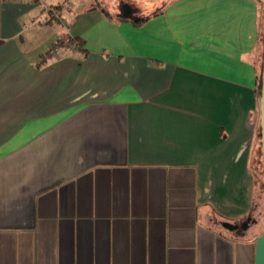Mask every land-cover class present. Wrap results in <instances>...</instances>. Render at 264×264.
<instances>
[{
	"label": "crops",
	"instance_id": "1",
	"mask_svg": "<svg viewBox=\"0 0 264 264\" xmlns=\"http://www.w3.org/2000/svg\"><path fill=\"white\" fill-rule=\"evenodd\" d=\"M42 1L0 0V264H255L258 0L98 5L81 48Z\"/></svg>",
	"mask_w": 264,
	"mask_h": 264
},
{
	"label": "rangeland",
	"instance_id": "2",
	"mask_svg": "<svg viewBox=\"0 0 264 264\" xmlns=\"http://www.w3.org/2000/svg\"><path fill=\"white\" fill-rule=\"evenodd\" d=\"M55 3L52 4L53 13L57 16L59 13L60 19L53 17L52 13L45 16L41 22L36 25V29L39 27H44V33H48L46 39L51 38V36H61L65 35L69 37V42L73 33V28L77 19L82 16L83 13L87 12L89 8L100 5L102 8L107 9L108 12L113 14L115 12L114 4L116 5L118 12L122 13L123 10L132 9V15L138 14L140 12V5L136 6V0H43L42 2ZM146 1V0H143ZM150 1V2H149ZM60 3V4H59ZM109 3V5H108ZM145 3L151 4V0H147ZM61 5V6H60ZM63 5V6H62ZM44 6V5H43ZM60 6V7H59ZM152 10L148 11L151 12ZM264 15V7L262 10V17ZM262 56L260 58V61ZM262 159L260 158L259 151L257 153V158L255 159L256 169V212L254 216L257 218V223L254 224L250 230L264 231V190L262 189L261 183L264 181V172L262 168Z\"/></svg>",
	"mask_w": 264,
	"mask_h": 264
},
{
	"label": "trees",
	"instance_id": "3",
	"mask_svg": "<svg viewBox=\"0 0 264 264\" xmlns=\"http://www.w3.org/2000/svg\"><path fill=\"white\" fill-rule=\"evenodd\" d=\"M146 1L142 0V2L145 5V8H146L147 12L143 16L132 20L133 24L136 25V26L143 25L152 16H156V15L161 14L163 12V9L159 8V7H156V10L153 13L152 12H148V11H150L152 9V7L149 4L145 3ZM163 1L164 0H151V3L152 2L162 3ZM258 2L261 5V11H262L263 7H264V0H258ZM105 10L107 11V9H105ZM53 17H55L54 14H53ZM262 19H263V22H264V15H263ZM67 40H68L67 37H63L62 39H60L58 41V43L56 45L64 46L66 44ZM74 40L77 42V48H81V46L84 44L83 40L80 37H74ZM262 48H264V30H263V33H262ZM84 53L87 55L88 51H84ZM261 56H262V59L259 62V64L257 65V93H258L259 97H260V94H261V75H262V69H263V49H261ZM260 132H261V129L259 127L258 128V133H257V144H258L259 155H260V158L262 159L261 160L262 161V168H263V172H264V161H263V156H262L261 133ZM261 186H262V189L264 190V181L263 180H262ZM263 233H264V231H258L257 235H260V234H263Z\"/></svg>",
	"mask_w": 264,
	"mask_h": 264
},
{
	"label": "water",
	"instance_id": "4",
	"mask_svg": "<svg viewBox=\"0 0 264 264\" xmlns=\"http://www.w3.org/2000/svg\"><path fill=\"white\" fill-rule=\"evenodd\" d=\"M259 105H260V129H261V148H262V156L264 161V48H263V69L261 75V94L259 97ZM251 221V218H248L241 225L235 224L229 221H224L223 225L225 228L229 230L237 229L242 227L246 229ZM255 264H264V233L260 234L256 238V262Z\"/></svg>",
	"mask_w": 264,
	"mask_h": 264
},
{
	"label": "flooded vegetation",
	"instance_id": "5",
	"mask_svg": "<svg viewBox=\"0 0 264 264\" xmlns=\"http://www.w3.org/2000/svg\"><path fill=\"white\" fill-rule=\"evenodd\" d=\"M251 223H257V218H254V219H253V218H251V221H250V224H249V226L251 225ZM241 224H242V223H241ZM241 224H240V225H241ZM249 226L246 228V230H245V229H243V228L241 227V228H240V231H242V232H244V231H245V232H246L248 229H250V228H249Z\"/></svg>",
	"mask_w": 264,
	"mask_h": 264
},
{
	"label": "built area",
	"instance_id": "6",
	"mask_svg": "<svg viewBox=\"0 0 264 264\" xmlns=\"http://www.w3.org/2000/svg\"><path fill=\"white\" fill-rule=\"evenodd\" d=\"M70 44H71L74 48H77V42L74 40V37L71 38V40H70ZM55 51H58V49L55 48Z\"/></svg>",
	"mask_w": 264,
	"mask_h": 264
},
{
	"label": "clouds",
	"instance_id": "7",
	"mask_svg": "<svg viewBox=\"0 0 264 264\" xmlns=\"http://www.w3.org/2000/svg\"><path fill=\"white\" fill-rule=\"evenodd\" d=\"M115 2V0H114ZM136 4L139 5V4H142V0H136Z\"/></svg>",
	"mask_w": 264,
	"mask_h": 264
}]
</instances>
